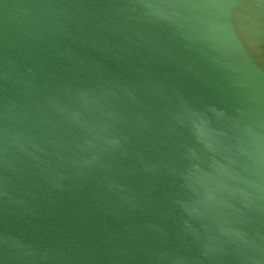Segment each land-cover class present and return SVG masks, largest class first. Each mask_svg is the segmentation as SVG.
Returning <instances> with one entry per match:
<instances>
[{"label":"water","instance_id":"water-1","mask_svg":"<svg viewBox=\"0 0 264 264\" xmlns=\"http://www.w3.org/2000/svg\"><path fill=\"white\" fill-rule=\"evenodd\" d=\"M0 264H264V0H0Z\"/></svg>","mask_w":264,"mask_h":264}]
</instances>
